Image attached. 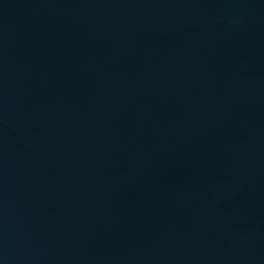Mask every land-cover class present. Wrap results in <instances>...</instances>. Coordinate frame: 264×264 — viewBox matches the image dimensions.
Instances as JSON below:
<instances>
[{
  "label": "water",
  "instance_id": "95a60500",
  "mask_svg": "<svg viewBox=\"0 0 264 264\" xmlns=\"http://www.w3.org/2000/svg\"><path fill=\"white\" fill-rule=\"evenodd\" d=\"M0 264H264V0H0Z\"/></svg>",
  "mask_w": 264,
  "mask_h": 264
}]
</instances>
